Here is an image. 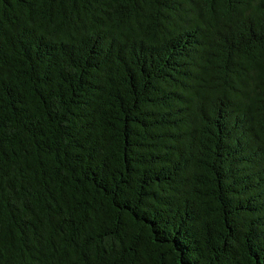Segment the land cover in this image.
Returning a JSON list of instances; mask_svg holds the SVG:
<instances>
[{
  "label": "trees",
  "instance_id": "16d2710c",
  "mask_svg": "<svg viewBox=\"0 0 264 264\" xmlns=\"http://www.w3.org/2000/svg\"><path fill=\"white\" fill-rule=\"evenodd\" d=\"M0 264H264V0H0Z\"/></svg>",
  "mask_w": 264,
  "mask_h": 264
}]
</instances>
